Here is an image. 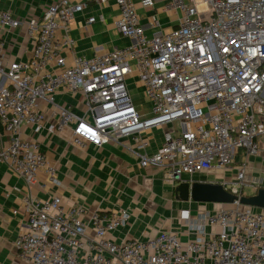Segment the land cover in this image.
I'll list each match as a JSON object with an SVG mask.
<instances>
[{"label": "built area", "instance_id": "2783aa9c", "mask_svg": "<svg viewBox=\"0 0 264 264\" xmlns=\"http://www.w3.org/2000/svg\"><path fill=\"white\" fill-rule=\"evenodd\" d=\"M106 1L52 0L41 15L23 21L0 10L1 163L28 184L43 171L48 182L59 185L56 165L40 146L42 133L66 134L78 148L130 137L134 146H123L139 164L161 169L173 184L204 170L229 168L240 151L264 154V0H163L164 10L180 16L176 25L154 33L147 32L134 0H112L119 10L115 27L129 44L75 56L67 64L64 51L75 45L70 21L89 3ZM155 2L138 0L142 8ZM149 24L160 26L156 12ZM19 25L32 42L26 60L9 59L1 40L2 30ZM130 75L137 78L148 112L140 111L130 94ZM65 92L82 97L81 112L57 102L56 95ZM155 127L163 128L162 143L148 153L149 142L140 134ZM246 177L247 161L241 160L233 179L222 183L242 196ZM22 206L27 226L14 245L19 257L33 264H264L260 208L237 204L206 212L205 222L218 231L199 227L183 243L170 231L146 240L108 239L127 224V209L64 210L57 195L38 199L29 193Z\"/></svg>", "mask_w": 264, "mask_h": 264}, {"label": "crops", "instance_id": "0c3cea01", "mask_svg": "<svg viewBox=\"0 0 264 264\" xmlns=\"http://www.w3.org/2000/svg\"><path fill=\"white\" fill-rule=\"evenodd\" d=\"M51 1L0 0V10L11 11L23 21L32 15H41L42 9ZM134 2L148 33L163 32L177 24L180 12L164 10L163 0H156L153 8H142L138 0ZM154 12L160 22L158 27L149 24L150 14ZM118 13L115 3L107 0L100 5L89 3L82 12L75 14L69 23V35L75 39V45L72 51H64L66 63L71 64L75 56L91 57L95 53L128 45L129 39L122 36L115 27ZM91 15L98 18L87 23L86 18ZM60 34L62 30L58 31ZM1 40L9 59L26 60L30 57L32 42L24 25L2 30ZM136 80L134 75L128 77V89L138 109L148 112L149 103L141 88L136 85ZM56 100L60 104L71 105L78 112L82 111L83 99L78 94L59 93ZM2 133L0 126V136ZM162 133V127H155L140 134L149 142L148 153L160 147ZM120 141L122 143L78 148L68 142L66 134L48 137L42 133L39 136L40 146L49 161L56 165L59 185L48 182L43 171L37 174L36 183L28 184L0 162V264H33L21 259L14 245L15 239L27 226L22 205L23 197L28 193L38 199H49L57 195L64 210L72 205H84L101 212L127 209L130 214L127 224L106 235L114 242L146 240L161 231H170L185 243L195 237L199 227H203L207 233L218 231V227L205 222L204 214L222 209L219 207L222 203L176 199V184L167 181L161 169L142 167L139 164L136 154L123 146H134L130 137ZM241 160L247 161V179L252 174L264 173L263 152L248 156L240 151L231 167L204 170L192 175L191 179L230 182L234 176L231 178L226 172H235L236 164ZM14 210L17 212L14 213ZM87 232L93 234L91 229Z\"/></svg>", "mask_w": 264, "mask_h": 264}, {"label": "water", "instance_id": "95a60500", "mask_svg": "<svg viewBox=\"0 0 264 264\" xmlns=\"http://www.w3.org/2000/svg\"><path fill=\"white\" fill-rule=\"evenodd\" d=\"M174 196L180 200L212 202L222 204H241L264 209V187H258L252 195L238 196L218 181L184 179L174 187Z\"/></svg>", "mask_w": 264, "mask_h": 264}, {"label": "rangeland", "instance_id": "374dc122", "mask_svg": "<svg viewBox=\"0 0 264 264\" xmlns=\"http://www.w3.org/2000/svg\"><path fill=\"white\" fill-rule=\"evenodd\" d=\"M174 16H177V14H175ZM171 18H173V16H171ZM176 125L178 126L177 123H176ZM259 139L261 140L262 137L260 136ZM226 174L232 178L234 176L235 172L233 170H229L226 172ZM260 186L264 187V173L263 174L258 173V174H254V175L252 174L246 180V185L242 188V191L246 193L245 195H252L256 192L257 188ZM238 205L241 209H244L247 207V206L241 205V204H238ZM235 206H237V204H220L219 205L220 208H224V209L233 208ZM253 210L254 211H263V210L257 209L256 207H253Z\"/></svg>", "mask_w": 264, "mask_h": 264}]
</instances>
